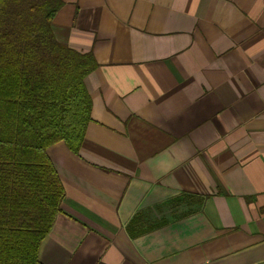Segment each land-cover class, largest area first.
<instances>
[{
  "label": "crops",
  "instance_id": "0c3cea01",
  "mask_svg": "<svg viewBox=\"0 0 264 264\" xmlns=\"http://www.w3.org/2000/svg\"><path fill=\"white\" fill-rule=\"evenodd\" d=\"M91 52L37 264H264V0H60Z\"/></svg>",
  "mask_w": 264,
  "mask_h": 264
},
{
  "label": "trees",
  "instance_id": "16d2710c",
  "mask_svg": "<svg viewBox=\"0 0 264 264\" xmlns=\"http://www.w3.org/2000/svg\"><path fill=\"white\" fill-rule=\"evenodd\" d=\"M60 0H0V264H37L64 189L46 150L76 152L90 120L91 52L59 42Z\"/></svg>",
  "mask_w": 264,
  "mask_h": 264
}]
</instances>
